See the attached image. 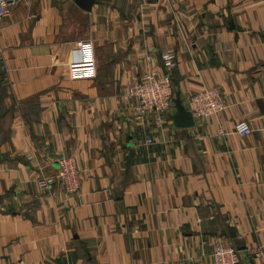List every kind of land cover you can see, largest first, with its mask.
<instances>
[{"label": "crops", "instance_id": "1", "mask_svg": "<svg viewBox=\"0 0 264 264\" xmlns=\"http://www.w3.org/2000/svg\"><path fill=\"white\" fill-rule=\"evenodd\" d=\"M81 40L93 79L68 75ZM0 49V264H212L217 241L264 264V0H97L89 13L26 0L0 22ZM162 51L185 110L211 88L225 109L190 128L172 127L174 104L160 125L134 122L119 97ZM60 155L76 158L79 197L38 184Z\"/></svg>", "mask_w": 264, "mask_h": 264}, {"label": "built area", "instance_id": "2", "mask_svg": "<svg viewBox=\"0 0 264 264\" xmlns=\"http://www.w3.org/2000/svg\"><path fill=\"white\" fill-rule=\"evenodd\" d=\"M26 0H0V22L11 16L13 9ZM71 1V0H69ZM157 60L156 68L153 57L146 58L147 69L140 79L132 81L126 92L119 97L120 102L130 103L132 119L143 123L148 116H153L156 125L164 123V119L173 107L174 93L172 75L178 65L177 57L172 51H162ZM2 51L0 49V63ZM68 75L71 79H93L96 76V63L93 44L90 40L76 41L71 51V59L67 63ZM187 111L193 118L210 120L225 109V104L218 89H203L186 99ZM234 133L240 137L251 133L246 122L234 125ZM220 135H224L219 131ZM151 139L145 141L150 144ZM57 170L51 177H41L39 186L46 195L53 197V187L59 184L68 197H79L81 175L73 155H60L56 159ZM229 223V221H226ZM260 252L256 254L259 256ZM212 264H241L238 250L226 242L217 241L212 246Z\"/></svg>", "mask_w": 264, "mask_h": 264}, {"label": "water", "instance_id": "3", "mask_svg": "<svg viewBox=\"0 0 264 264\" xmlns=\"http://www.w3.org/2000/svg\"><path fill=\"white\" fill-rule=\"evenodd\" d=\"M73 4L81 11L89 13L97 0H72ZM175 113L171 116L174 129L190 128L194 125L192 115L185 110L178 95L173 100Z\"/></svg>", "mask_w": 264, "mask_h": 264}, {"label": "rangeland", "instance_id": "4", "mask_svg": "<svg viewBox=\"0 0 264 264\" xmlns=\"http://www.w3.org/2000/svg\"><path fill=\"white\" fill-rule=\"evenodd\" d=\"M55 3H56V0H53ZM67 1H69V0H67ZM23 3V2H22ZM21 4V3H20ZM17 7V6H16ZM72 28H73V26L72 25H69L68 26V29H70V30H72Z\"/></svg>", "mask_w": 264, "mask_h": 264}, {"label": "trees", "instance_id": "5", "mask_svg": "<svg viewBox=\"0 0 264 264\" xmlns=\"http://www.w3.org/2000/svg\"><path fill=\"white\" fill-rule=\"evenodd\" d=\"M174 75V74H173ZM173 75H172V87H173ZM173 93H174V89H173Z\"/></svg>", "mask_w": 264, "mask_h": 264}]
</instances>
